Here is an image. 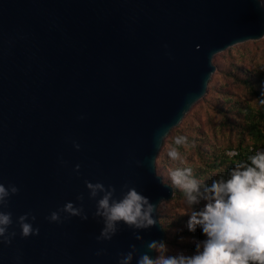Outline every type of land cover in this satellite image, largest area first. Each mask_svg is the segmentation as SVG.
Listing matches in <instances>:
<instances>
[{
  "label": "water",
  "instance_id": "1",
  "mask_svg": "<svg viewBox=\"0 0 264 264\" xmlns=\"http://www.w3.org/2000/svg\"><path fill=\"white\" fill-rule=\"evenodd\" d=\"M262 37L261 0H0V183L19 188L3 209L17 235L0 243V264H117L133 244L137 264L163 242L157 208L174 194L156 173L163 139L205 94L214 55ZM85 180L112 185L117 200L134 187L156 224L120 222L97 242L100 197ZM80 194L87 220L45 219ZM29 211L39 235L22 238L15 221Z\"/></svg>",
  "mask_w": 264,
  "mask_h": 264
},
{
  "label": "clouds",
  "instance_id": "2",
  "mask_svg": "<svg viewBox=\"0 0 264 264\" xmlns=\"http://www.w3.org/2000/svg\"><path fill=\"white\" fill-rule=\"evenodd\" d=\"M79 118L83 119L82 116ZM174 143L183 145L186 137L177 136ZM73 147L80 149V145L75 142ZM167 155L172 160L180 159L176 147H172ZM229 155L234 156L236 153ZM79 168L80 165H75L74 171L78 172ZM170 179L183 191L189 209L201 200L205 202L203 208L190 212L188 229L194 231L199 226L206 239L196 243V252L191 256L165 255L167 249L164 242L152 240L146 245L147 252L138 256L137 264H264V151L249 156L247 162L236 164L229 170L227 179H214L210 185L204 186L203 191L193 178L191 168L172 170ZM84 184L90 200H96L98 195L100 197L96 200L93 213V218L99 217L103 221L100 234L95 237L97 242L110 241L119 231L120 222L133 230L148 229L156 224L152 215L156 206L134 187L122 185V196L117 200L114 198L116 189L112 185L106 187L103 183L87 180ZM18 193L16 185L9 184L6 187L0 183V243L4 245H10L17 233L9 231L13 225L12 213L3 209L8 208L10 198ZM76 200L80 202L79 206L67 202L45 219L50 223H62L69 217L87 220L83 194L78 195ZM62 213L67 216L62 218ZM35 220L36 217L30 211L16 218L15 223L19 226L22 238L39 235V228L33 227ZM135 238L142 240L139 235ZM129 247L127 253L118 254L117 264H131L137 248L134 244ZM153 251L159 253L155 259L148 255V252ZM103 254V249L95 253L96 256Z\"/></svg>",
  "mask_w": 264,
  "mask_h": 264
},
{
  "label": "rangeland",
  "instance_id": "3",
  "mask_svg": "<svg viewBox=\"0 0 264 264\" xmlns=\"http://www.w3.org/2000/svg\"><path fill=\"white\" fill-rule=\"evenodd\" d=\"M261 2L264 7V0ZM212 64L214 71L208 80L205 94L174 126L176 131L165 139L156 155V173L162 177L163 182L169 181L170 185L173 183L170 172L176 168L187 167L192 169L193 178L199 182L202 191L204 183L210 181L211 176H216L215 170L205 169V163L211 161L212 151L219 153L226 148L236 147L242 139V144L251 142L245 132L244 108L261 107L260 101L251 92L250 85L264 95V37L229 46L214 55ZM259 126L264 128L263 122ZM177 136L186 137V143L175 145ZM172 147H176L180 153L179 160H172L167 155ZM198 148L206 149L209 154L202 158ZM204 204L201 200L189 209L185 196L174 194L170 199L160 202L157 208L158 220L164 223L165 237L170 239L165 244V255L195 254L196 250L187 247V244L200 240L192 238L184 229L188 228L190 212L200 210ZM158 255L155 252V258Z\"/></svg>",
  "mask_w": 264,
  "mask_h": 264
},
{
  "label": "trees",
  "instance_id": "4",
  "mask_svg": "<svg viewBox=\"0 0 264 264\" xmlns=\"http://www.w3.org/2000/svg\"><path fill=\"white\" fill-rule=\"evenodd\" d=\"M251 92L258 98L260 101V108L255 109L252 107L244 108V113L246 114V124H245V132L249 135L251 142L250 143H243V139L239 141L236 147L233 148H226L219 153H214L212 150L211 161L205 166L207 170H215L216 176H211V180L204 183L205 185H210L212 180L219 179L223 177L224 179L228 178L229 170L234 168L236 164L240 162H247V158L251 155L255 154V148L263 146L264 147V128L260 127L259 124L263 122L264 124V95L260 93L259 90H254L252 85H250ZM176 129L173 127L170 129L168 134L164 137L162 144L165 142L166 138H169ZM227 149H235L236 155L230 156L227 154ZM210 151V152H211ZM209 151L206 149L198 148V153L202 158H204ZM168 183H170L168 181ZM174 186V196H184L183 191L179 189L178 186L172 183ZM203 191V190H202ZM158 211V209H157ZM159 217V214H158ZM162 227L165 231L166 235V227L163 222H161ZM184 232L189 234L192 238L196 239L197 241H203L206 239V236L203 234L202 229L197 226L194 231H189L188 228L184 229ZM164 244L170 242V239L166 236L163 240ZM187 247L196 250V242L187 244Z\"/></svg>",
  "mask_w": 264,
  "mask_h": 264
},
{
  "label": "built area",
  "instance_id": "5",
  "mask_svg": "<svg viewBox=\"0 0 264 264\" xmlns=\"http://www.w3.org/2000/svg\"><path fill=\"white\" fill-rule=\"evenodd\" d=\"M258 151H264V147L260 146V147L255 148V153L258 152ZM226 152H227V154H229V153H237L235 149H227Z\"/></svg>",
  "mask_w": 264,
  "mask_h": 264
}]
</instances>
